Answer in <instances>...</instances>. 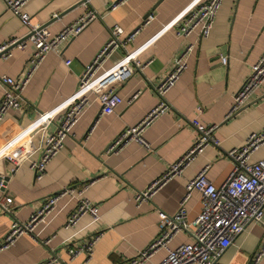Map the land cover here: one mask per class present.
Instances as JSON below:
<instances>
[{
  "label": "crops",
  "instance_id": "crops-1",
  "mask_svg": "<svg viewBox=\"0 0 264 264\" xmlns=\"http://www.w3.org/2000/svg\"><path fill=\"white\" fill-rule=\"evenodd\" d=\"M76 1L28 0L23 8L31 23L45 25L51 34L60 32L86 9L96 17L77 36L65 41L58 54H46L21 93L20 107L7 111L1 120L0 175L8 176V180L0 196L11 198V204L10 214L0 210V238L12 221L25 222L48 196L68 186L88 183L84 197L96 205L97 218L87 214L73 226L64 227L76 199L60 197L31 234L19 236L0 251V264H37L52 257L55 264H124L157 235L159 218L177 211L189 180L207 166L205 177L215 187L221 185L231 170L226 157L229 149L241 146L248 135L264 128V84L248 95L237 112L228 114L232 95L264 50V0H222L208 37L199 39L191 34L186 40L194 46L186 68L163 95L169 109L141 131L148 149L130 141L116 153H104L122 129L136 125L158 102L155 87L185 47L173 29L163 33L161 29L194 0H89L56 17ZM149 14L153 19L140 26ZM138 26L141 28L133 39L124 42ZM114 27L121 29L119 44L102 67L115 66L126 52L136 49L137 61L145 65L141 69L133 67L132 75L119 86L121 102L112 113L100 115L99 102L91 96L93 101L78 115L62 148L47 162L43 177L36 180L29 166L39 158L42 141L53 131L56 120L52 118L41 128L34 126L37 115L61 109ZM25 36L19 19L5 10L0 0V46ZM150 40L154 45L146 47ZM8 49L10 56L0 57V75L21 78L33 48L28 44L23 50L15 46ZM221 57L225 64L219 61ZM65 60L69 64L64 65ZM3 89L0 84V96ZM193 122L215 125L212 135L216 144L205 146L149 200L135 206L133 195L157 179L192 145ZM260 158H264V145L257 148L250 161ZM184 206L189 226L178 232L169 248L191 242L192 222L201 208L200 193L192 191ZM261 221L249 222L212 264H250L264 243V206ZM96 233L100 236L91 258L69 260L66 246ZM45 240L47 243L41 244ZM164 255V249H160L143 264H159ZM256 264H264V254Z\"/></svg>",
  "mask_w": 264,
  "mask_h": 264
},
{
  "label": "built area",
  "instance_id": "built-area-1",
  "mask_svg": "<svg viewBox=\"0 0 264 264\" xmlns=\"http://www.w3.org/2000/svg\"><path fill=\"white\" fill-rule=\"evenodd\" d=\"M2 1L5 10L10 11L19 19L20 25L26 30V36L28 37L24 41L18 38L10 39L0 46V52L5 51L13 44L20 50L25 49L28 44L33 49L29 54L21 78L0 75V84L4 86L0 96V123L7 111L20 107L21 93L46 54L49 52L58 54L61 49L60 46L65 41L77 36L82 28L96 17L95 12L86 9L81 16L65 25L60 32L51 34L48 29L30 22L29 14L23 10L28 0ZM221 1L194 0L182 14L173 18L170 23L161 29L162 33L173 29L176 37L184 40L185 47L175 57L172 69L160 79L161 81L155 87L156 95L159 98L156 105L136 125L122 129L118 136L112 139L104 148V153H116L130 141H134L148 149L141 131L158 115L168 111L169 107L163 95L173 86L178 75L186 68L187 57L194 46V43H186V40L191 34H195L199 39L208 37ZM85 3L81 5H85ZM152 19L153 16L149 14L142 20L140 26L148 24ZM140 28L138 26L136 31L125 38L124 42L132 40ZM120 33L121 29L114 27L108 40L85 66L82 74L77 79L78 84L75 92L66 99L61 109L56 111L53 109L37 115L34 126L41 128L52 121V118L56 120L53 131L45 136L42 141L39 158L32 160L30 163L29 168L33 171L36 180L43 177L47 162L62 148L63 140L69 133L71 126L76 122L78 115L84 110V107L93 101L91 96L99 102L100 115L112 113L121 102L117 95L119 86L132 75L133 67L141 69L145 65L143 62L139 63L137 61L139 51L136 49L133 52H126L115 66L105 69L102 67L103 62L112 50L118 47L117 36ZM153 40H150L146 47L153 46ZM9 56L10 54L7 51L1 57L7 58ZM257 59L252 64L240 88L232 95L233 101L228 114L231 115L237 112L245 104L248 95L264 84V50ZM219 61L222 64L226 63L224 57H221ZM67 64H69V60H65L64 65ZM214 127L213 124L203 125L193 122L195 138L192 145L174 163L169 165L166 171L157 179L133 195L135 206H138L142 201L149 200L167 179L180 173L181 169L193 159V156L205 146L216 144V140L212 135ZM263 145L264 128L259 132L248 135L241 146L229 149L226 157L231 163L230 174L217 187L205 177L207 166L203 167L193 179L185 184L186 194L180 200L177 211L172 215L160 217L157 223V235L142 250L125 260L124 264H143L145 260L160 249H164L165 255L160 259L159 264H212L232 244L233 238L241 233L249 222L261 223L262 208L264 206V158L250 161V156L258 147ZM87 185L88 183L80 187H64L48 196L25 222L12 221L9 230L0 238V251L9 248L19 236L31 234L36 225L45 221L60 197L70 195L76 199L73 210L66 218L64 227L73 226L82 216L87 214L92 218H97L98 209L96 205L84 197ZM194 190L200 193L201 208L192 222L194 230L190 235L191 242L181 243L175 248H169L170 241L178 232L187 230L189 226L185 219L184 203ZM10 204L11 198L0 196L1 211L10 214ZM99 236L100 233H96L82 239L75 245L71 243L67 245L65 251L69 260L77 256H83L85 261H88L93 254L95 242ZM47 241H42L41 244L44 245ZM263 254L264 243L253 254L250 264H256ZM55 262V258L52 257L37 264H55Z\"/></svg>",
  "mask_w": 264,
  "mask_h": 264
},
{
  "label": "water",
  "instance_id": "water-1",
  "mask_svg": "<svg viewBox=\"0 0 264 264\" xmlns=\"http://www.w3.org/2000/svg\"><path fill=\"white\" fill-rule=\"evenodd\" d=\"M87 1H89V0H77L74 4H72L71 6H69L68 8H66L65 10H63V12L62 13H59L56 17H60V16H62L63 15V13H65V12H67V11H69V10H71V9H73V8H75V7H79V6H81V4L82 3H85V2H87ZM56 17H54L53 19H55ZM52 19V20H53ZM42 27H45V25H43ZM27 37L28 36H25V37H23V39H21V41L23 40H26L27 39ZM15 45L13 44V45H10V47H14ZM10 47H8V48H10ZM6 49L5 51H3V52H0V57L4 54V53H6L8 50H10V49ZM8 180V176H1L0 175V190H3V186L6 184V181Z\"/></svg>",
  "mask_w": 264,
  "mask_h": 264
}]
</instances>
